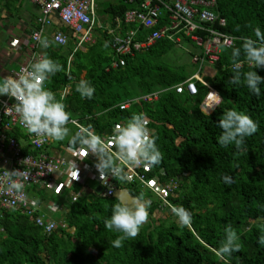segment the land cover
<instances>
[{
	"label": "trees",
	"instance_id": "16d2710c",
	"mask_svg": "<svg viewBox=\"0 0 264 264\" xmlns=\"http://www.w3.org/2000/svg\"><path fill=\"white\" fill-rule=\"evenodd\" d=\"M139 1L115 0L105 10L106 15L112 22L123 19ZM3 2L12 12L17 0H0ZM217 3L218 13L227 22L226 33L237 39L234 47L241 46L243 37L255 39L254 29L264 32V0ZM62 31L68 36L65 46L39 48L42 55L64 68L48 79L46 87L58 100L60 92L70 88L62 102L72 119L101 136L112 135L113 126L133 113H143L163 154L161 163L151 166L147 176L158 177L162 185L175 186L167 198L170 206L151 193H142L136 181L123 186L133 196H144L149 219L135 239L115 248L111 241L119 234L104 227L116 203L114 198L86 192L71 203L67 191L52 195L36 189L31 195L42 213L47 212L50 202L64 206L59 214L47 213L57 226L46 232L23 214L5 213L0 221V264H264V246L258 243L264 227V84L256 96L244 85L228 83L234 47L223 50L214 66H207L209 73L200 77L207 86L195 81L196 95L187 91L178 94L175 89L194 75L186 64V56L192 64L194 50L187 53L168 41H159L147 50L125 56V66L112 67L115 52L110 35L101 31L94 44L78 50L69 31ZM241 61L242 71L253 70L243 56ZM254 70L264 77V67ZM81 79L95 88L91 99H81L76 91ZM210 90L223 101L208 115L202 105ZM155 93V102L141 101L129 110L119 109L126 101ZM229 109L247 114L258 124L257 133L246 137L239 151L234 145L221 147L217 143L221 130L216 125L223 110ZM68 127L76 131L72 125ZM61 145L73 147L67 140L52 142L50 147ZM24 154L35 155L29 147ZM224 174L233 178L231 184L222 181ZM115 183L121 187L120 182ZM97 186L92 183L90 188ZM174 206H183L191 213L187 226L177 222ZM156 212L161 216L153 217ZM228 225L236 230L241 247L231 257L221 259L216 252Z\"/></svg>",
	"mask_w": 264,
	"mask_h": 264
},
{
	"label": "built area",
	"instance_id": "2783aa9c",
	"mask_svg": "<svg viewBox=\"0 0 264 264\" xmlns=\"http://www.w3.org/2000/svg\"><path fill=\"white\" fill-rule=\"evenodd\" d=\"M28 1L38 8L39 17L35 30L23 36L14 35L9 40V47L19 51L25 59L17 72L28 67L34 56L42 55L38 41L33 38L34 34L47 36V29L54 26L67 29L77 37L76 48L79 50L85 45L93 44L95 31L101 29L97 23V0ZM217 4V0H140L135 9L124 14L123 19L115 20L114 29L103 31L113 38L112 48L115 55L112 67L125 66V56H133L147 50L159 41H168L187 53L194 50L192 64L198 66L199 72L175 90L178 94L187 91L190 95H196L195 81L201 82L202 68L214 66L219 61L221 52L235 44V39L222 30L226 28V21L218 13ZM123 25L130 29L122 28ZM57 37L64 41L54 43L58 46H65L68 42V36L60 29L52 36V41ZM17 72H12L9 76H15ZM69 92L70 88L62 90L60 100L63 101ZM157 99V93L142 96L120 104L119 109L129 110L141 101L152 103ZM14 103L8 96L0 97V221L5 213L18 212L35 220L36 225L44 228L46 232L54 230L57 223L47 213L59 214L64 206L50 202L46 206L47 212L42 213L40 204L31 195L36 189L52 195L67 191V201L74 203L86 192L113 198L116 190H124L123 186L136 181L142 193H151L158 197L163 205L170 206L167 198L175 186L162 185L158 177L148 178L150 167L125 166L127 179L126 182H120L119 187L110 176L106 181L100 180L95 168L96 157L88 155L86 151H76L67 145L50 147L52 141L35 143V138L20 124L14 113H4L5 106L11 107ZM126 120L118 124L122 125ZM72 121L69 125L76 131L84 127L79 121ZM116 125L112 128L113 132ZM148 127L152 129L149 123ZM111 136L102 135L106 140H110ZM27 147L35 155L24 154ZM73 163L79 169L78 179L75 171L71 170ZM7 170L23 171V176L18 178V189L7 190ZM92 183L102 187L100 194L95 192L96 189L90 188ZM76 188H79V191H76Z\"/></svg>",
	"mask_w": 264,
	"mask_h": 264
},
{
	"label": "clouds",
	"instance_id": "9594fccd",
	"mask_svg": "<svg viewBox=\"0 0 264 264\" xmlns=\"http://www.w3.org/2000/svg\"><path fill=\"white\" fill-rule=\"evenodd\" d=\"M122 28L130 29L125 25ZM226 28L222 29L224 33H226ZM254 36L255 39L243 37L240 47L233 46L231 52L232 77L228 83L244 85L254 95L260 96V86L264 84V77L258 75L254 69L264 67V32L256 28ZM33 38L38 41L42 49L49 48L53 43L64 42L61 37L50 41L46 35L41 33L34 34ZM234 39L236 42L237 39ZM241 56L253 70L242 71ZM62 71L64 68L59 62L47 55H37L33 57L28 67L20 69L15 76L0 78V96H8L15 101L11 107L5 106L4 113H14L20 124L35 138V143L67 140L74 150H83L88 155L95 156V168L101 181H106L110 176L117 182H126L125 166L128 168L151 167L161 163L163 154L158 148L157 138L153 130L148 127L149 122L143 113H133L122 125L117 124L110 140L97 134L90 126L72 132L68 127L73 122L71 113L66 105L56 98V94L46 87L48 79ZM200 83L207 86L202 79ZM76 91L81 99H91L95 88L87 80L81 79L76 85ZM210 98H212L211 103L207 104ZM222 101L223 98L217 92L210 90L203 102L206 109L203 105L202 108L209 115L216 107H219ZM216 126L221 130L217 143L221 147L234 145L238 151L243 146L245 138L258 131L256 121L235 109L223 110ZM71 170L75 171L78 179L79 169L75 163L71 165ZM6 176L8 191L20 187L18 178L23 176V171L7 170ZM221 179L225 184L233 182V178L227 174L222 175ZM115 201L110 217L104 220V227L119 234L111 241V244L115 248H120L125 240L135 239L143 225L147 223L149 204L142 194L136 196L130 192L122 194L121 189ZM172 212L181 226H187L191 222V213L183 206H174ZM238 240L236 230L228 225L216 255L223 259L239 252L241 246ZM258 243L264 246V227H261Z\"/></svg>",
	"mask_w": 264,
	"mask_h": 264
},
{
	"label": "crops",
	"instance_id": "0c3cea01",
	"mask_svg": "<svg viewBox=\"0 0 264 264\" xmlns=\"http://www.w3.org/2000/svg\"><path fill=\"white\" fill-rule=\"evenodd\" d=\"M115 0H97V23L101 29L95 31L93 44L97 41V38L100 35L101 31L111 30L115 28V20L112 22L109 17H107L105 10L108 6L113 4ZM15 3V2H13ZM4 2L0 3V27L3 29L6 39V48L0 47V77H5L11 75L12 72H17L15 69H12V65L21 66L24 62V58L19 51L13 50L9 47L10 34L15 35H27L31 31L37 28V18L39 17L38 8L31 4L28 0H17L15 7L12 6V12H9L4 6ZM13 5V4H12ZM19 10H22V13L19 14ZM17 14V15H15ZM11 16L14 18L13 26L11 25ZM121 20V19H120ZM119 21V20H118ZM105 24V25H103ZM61 30L59 27H51L47 29V37L52 41V36L58 31ZM21 30V31H20ZM18 33V34H16ZM77 41L75 34L69 33ZM54 44V43H53ZM90 45V44H88ZM87 46V45H85ZM42 50V49H41ZM42 54V51H40ZM21 64V65H20Z\"/></svg>",
	"mask_w": 264,
	"mask_h": 264
},
{
	"label": "rangeland",
	"instance_id": "374dc122",
	"mask_svg": "<svg viewBox=\"0 0 264 264\" xmlns=\"http://www.w3.org/2000/svg\"><path fill=\"white\" fill-rule=\"evenodd\" d=\"M19 12V14H21L22 13V10H19L18 11ZM15 15H17V14H15ZM15 18V17H14ZM12 16H11V25L13 24V22H14V19ZM103 25H105V24H103ZM13 26V25H12ZM21 31V30H20ZM16 34H18V33H16ZM15 35V33L14 34H10V36L12 37V36H14ZM19 35V34H18ZM5 37H7L6 35H5V33H4V31H3V29L0 27V47L1 48H6V39H5ZM11 37H10V39H11ZM42 49V48H41ZM185 57V56H184ZM187 60H189V62L187 61ZM22 64V63H21ZM20 64V65H21ZM186 64H188L187 65V68H188V70L190 71V73L191 74H194V73H197V72H199V68H197V67H192L191 65V58L189 57V56H186ZM12 67V69H15V71H18L19 70V68H20V66L18 65H12L11 66ZM209 68L207 67V66H204L203 68H202V70H201V76H207V74L209 73ZM1 78V77H0ZM0 97H2V96H0ZM204 106V105H203ZM210 111V110H209ZM206 113H207V111H206ZM62 155V154H61ZM144 197V196H143ZM57 202H59V200L57 199ZM59 204H60V202H59ZM62 214H60V216H61ZM159 216H161V214H159V213H155L154 215H153V217H155V218H158Z\"/></svg>",
	"mask_w": 264,
	"mask_h": 264
},
{
	"label": "water",
	"instance_id": "95a60500",
	"mask_svg": "<svg viewBox=\"0 0 264 264\" xmlns=\"http://www.w3.org/2000/svg\"><path fill=\"white\" fill-rule=\"evenodd\" d=\"M203 108H204V106H203ZM101 191H102V187H101V186H100V187H97L96 190H95V192H96L97 194H100ZM118 192H119V190H116V191H115L114 196H113L114 199H116V196H117V193H118ZM124 192H129V191H128L127 189H124V190H122V194H123Z\"/></svg>",
	"mask_w": 264,
	"mask_h": 264
},
{
	"label": "snow or ice",
	"instance_id": "6c2138e0",
	"mask_svg": "<svg viewBox=\"0 0 264 264\" xmlns=\"http://www.w3.org/2000/svg\"><path fill=\"white\" fill-rule=\"evenodd\" d=\"M59 190V189H58Z\"/></svg>",
	"mask_w": 264,
	"mask_h": 264
}]
</instances>
